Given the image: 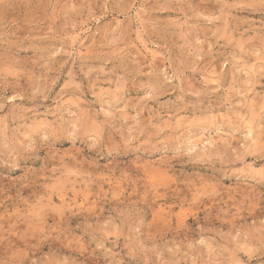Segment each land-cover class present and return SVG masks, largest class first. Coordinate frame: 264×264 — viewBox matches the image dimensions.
Returning a JSON list of instances; mask_svg holds the SVG:
<instances>
[{
  "label": "clouds",
  "instance_id": "clouds-1",
  "mask_svg": "<svg viewBox=\"0 0 264 264\" xmlns=\"http://www.w3.org/2000/svg\"><path fill=\"white\" fill-rule=\"evenodd\" d=\"M0 264H264V0H0Z\"/></svg>",
  "mask_w": 264,
  "mask_h": 264
}]
</instances>
